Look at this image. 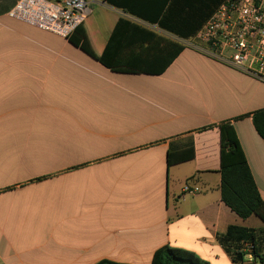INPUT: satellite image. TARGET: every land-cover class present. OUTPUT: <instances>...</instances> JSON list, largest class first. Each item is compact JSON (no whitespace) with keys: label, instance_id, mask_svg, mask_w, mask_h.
I'll use <instances>...</instances> for the list:
<instances>
[{"label":"crops","instance_id":"0c3cea01","mask_svg":"<svg viewBox=\"0 0 264 264\" xmlns=\"http://www.w3.org/2000/svg\"><path fill=\"white\" fill-rule=\"evenodd\" d=\"M18 1L0 0V264H150L164 245L233 264L218 237L264 222L221 201L218 126L233 125L264 200V82L202 43L161 75L113 72L98 58L119 18L172 35L99 0L61 38L11 18Z\"/></svg>","mask_w":264,"mask_h":264},{"label":"trees","instance_id":"16d2710c","mask_svg":"<svg viewBox=\"0 0 264 264\" xmlns=\"http://www.w3.org/2000/svg\"><path fill=\"white\" fill-rule=\"evenodd\" d=\"M222 1L105 0L109 6L122 9L185 41L195 36ZM184 48L185 45L178 41L157 34L128 19L119 18L98 61L105 68L117 73L161 75ZM251 116L257 134L264 140V110H259ZM210 127L204 126L199 130ZM218 129L221 201L243 220L256 216L264 222V200L256 187L234 127L230 121H226L221 123ZM193 157L192 145L178 151L169 150L166 165L170 167L189 161ZM218 241L233 264H245L248 255L252 258L250 261L252 264H264V230L229 226L226 232L218 237ZM247 247L251 249L248 250ZM96 264L128 263L104 259ZM150 264L208 263L191 251L164 245L154 251Z\"/></svg>","mask_w":264,"mask_h":264},{"label":"built area","instance_id":"2783aa9c","mask_svg":"<svg viewBox=\"0 0 264 264\" xmlns=\"http://www.w3.org/2000/svg\"><path fill=\"white\" fill-rule=\"evenodd\" d=\"M97 1L19 0L9 16L40 31L67 38L86 20L91 5ZM187 41L192 43L189 46L204 44L217 58L264 82V0H223ZM195 191L184 185L182 195ZM247 259L252 258L248 255Z\"/></svg>","mask_w":264,"mask_h":264},{"label":"rangeland","instance_id":"374dc122","mask_svg":"<svg viewBox=\"0 0 264 264\" xmlns=\"http://www.w3.org/2000/svg\"><path fill=\"white\" fill-rule=\"evenodd\" d=\"M99 9H103V8H99ZM99 11H101V10H99ZM103 11L106 12L105 9H104ZM95 15H96V14L94 13L93 16H95ZM167 37H168V38H171V39H173V40H175V41H178V42H180V43H182V44H184V45H186V46H189V44H192L191 42L188 43V41L178 39V38H176V37H174V36H167ZM193 43H196V42H193ZM196 44H198V43H196ZM246 263L251 264V262H246Z\"/></svg>","mask_w":264,"mask_h":264}]
</instances>
